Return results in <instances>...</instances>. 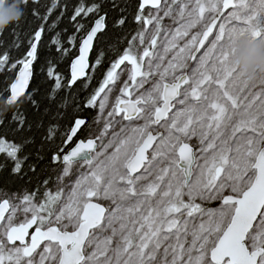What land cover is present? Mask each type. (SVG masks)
<instances>
[{"label": "snow or ice", "instance_id": "snow-or-ice-1", "mask_svg": "<svg viewBox=\"0 0 264 264\" xmlns=\"http://www.w3.org/2000/svg\"><path fill=\"white\" fill-rule=\"evenodd\" d=\"M23 6L35 27L26 46L18 24L6 28L0 73L13 75L0 104L40 111L28 91L37 64L57 117L68 115L60 91H92L83 104L73 95L66 130L49 125L39 147L26 113L0 119V171L27 178L0 187V264H264V76L233 62L238 39L264 42V0H136L130 14L116 0ZM110 27L120 35L106 50ZM72 56L62 79L53 58Z\"/></svg>", "mask_w": 264, "mask_h": 264}, {"label": "trees", "instance_id": "trees-1", "mask_svg": "<svg viewBox=\"0 0 264 264\" xmlns=\"http://www.w3.org/2000/svg\"><path fill=\"white\" fill-rule=\"evenodd\" d=\"M109 4L112 3V0H107ZM118 4L121 5L122 8H126L127 12L130 14L133 11V6L135 5L134 0H116ZM22 7L23 4H22ZM115 14V13H112ZM129 20L131 21V16L129 15ZM19 27L17 31L19 32V39L20 42H22L25 46L27 45L28 40V34L31 32V30L35 27V21L33 20L32 16L30 15V11L28 8H24V14L20 21L18 23ZM63 27V25H61ZM130 28L137 27L134 23H130ZM120 33L113 32V30H109L108 37L104 38V41H107L105 43L104 41H101V45L105 47L106 50H108L107 45L112 44L115 45L117 43L116 37L119 36ZM13 41V36L9 33L8 30L4 29L3 31H0V51L3 50L4 47H7L10 45ZM120 47H123V45H120ZM22 51V49H21ZM73 52L77 51L75 49H72ZM112 54V51H109V55ZM13 55L16 56L18 53L15 49H13ZM96 56V52H92L90 55V59H94ZM75 56H72L70 58H65L61 61H56L55 58H53V66L55 67L56 71L61 75V78H68V69L70 61ZM47 65L44 67V72L41 73L40 71V64L36 65V76L33 78V80L30 82V87L28 91H31L34 95H36V99L40 102V111L36 112L34 111L28 104V101L26 99L22 100L21 103L8 107L7 109L3 104H0V119H10L11 113L19 109L20 111H23L27 115L28 121L33 125V134L35 136V147H39L41 138L46 131V129L49 127V125L57 126V131L62 133L66 130V126L68 123V118L73 114V107H74V99L73 95L75 97V100H78L81 104L85 101V98L89 95V93L92 91V88H89L87 90L78 89L77 87L73 86L71 92L73 95H70L68 90L60 91L58 96H56V101H61V98L67 97L68 104H67V116L65 117H57V103H50L49 100L46 98V93L50 90L52 84L54 83L53 80H48L47 76ZM13 73H7V77L4 73H0V94L4 92V89H6L8 84V79L11 78ZM100 79L99 73H97V80ZM79 83V82H78ZM37 86L38 88V94H37ZM97 86V81H92V87ZM45 109L48 111L46 112ZM60 111H65L64 108H61ZM94 110L91 109H85L83 111V115L90 121L91 117L93 116ZM38 122H42L43 127H41L39 130L36 129L35 125ZM85 133H83V137ZM57 144L59 143V136H57ZM2 159V158H0ZM38 160V157L36 153L33 151L31 157L28 161L25 162V170L27 171V165L33 164ZM26 180H20L16 179L9 175L6 171H0V187H8L12 188L13 190L17 188H23L26 186ZM205 207H210L209 205H205Z\"/></svg>", "mask_w": 264, "mask_h": 264}, {"label": "clouds", "instance_id": "clouds-1", "mask_svg": "<svg viewBox=\"0 0 264 264\" xmlns=\"http://www.w3.org/2000/svg\"><path fill=\"white\" fill-rule=\"evenodd\" d=\"M24 0H0V31L9 24L18 23L23 16ZM8 4L7 8L3 7ZM233 62L237 69L248 79L264 76V42H250L238 39L235 42Z\"/></svg>", "mask_w": 264, "mask_h": 264}, {"label": "rangeland", "instance_id": "rangeland-1", "mask_svg": "<svg viewBox=\"0 0 264 264\" xmlns=\"http://www.w3.org/2000/svg\"><path fill=\"white\" fill-rule=\"evenodd\" d=\"M166 22H167V21H166ZM169 58H170V57H169ZM117 94H118L117 92H113V93H112V100H111V102L114 103V98H115V95H117ZM177 107H179V106H177ZM94 115H95V111H94V113H93V116H94ZM93 116H92V117H93ZM92 117H91V119H90L89 122H91ZM115 119H116L117 121H121V124L124 125L123 121L121 120V117H116ZM121 124H117V125H116V130H119V127L121 126ZM102 127H103V124H102V123L99 124V125H96V124H93V125H92L91 132H92V134H93V137H94L95 135H98V134H99V131H100V129H101ZM84 135H85L86 138H88L86 132H85ZM109 138H110V136H109ZM189 143H190L191 145L194 146V150L199 148V143H198V141H197L195 138H194L193 140L189 141ZM197 154H199V153H197ZM77 167H78V166H77ZM74 171H75V169H74ZM73 179H74V176H73ZM205 205H209L210 207H215V206H217V203H216V202H210V203H205Z\"/></svg>", "mask_w": 264, "mask_h": 264}, {"label": "flooded vegetation", "instance_id": "flooded-vegetation-1", "mask_svg": "<svg viewBox=\"0 0 264 264\" xmlns=\"http://www.w3.org/2000/svg\"><path fill=\"white\" fill-rule=\"evenodd\" d=\"M155 79H157V78L154 77L153 80H155ZM148 87H150V85H145V88H148ZM141 91H143V89H142ZM123 123H124V125H128V124H129L128 121H123ZM135 123H142V121L134 122V123H133V126H134ZM160 131H163V129H160ZM84 138H86V137L84 136Z\"/></svg>", "mask_w": 264, "mask_h": 264}, {"label": "water", "instance_id": "water-1", "mask_svg": "<svg viewBox=\"0 0 264 264\" xmlns=\"http://www.w3.org/2000/svg\"><path fill=\"white\" fill-rule=\"evenodd\" d=\"M134 1H136V0H134ZM77 55H78V52H77ZM90 55H91V53H90ZM73 59H75V57L73 58ZM72 59V60H73ZM71 60V61H72ZM71 61H70V64H69V69H68V78H70V76H71ZM86 139V138H85Z\"/></svg>", "mask_w": 264, "mask_h": 264}]
</instances>
